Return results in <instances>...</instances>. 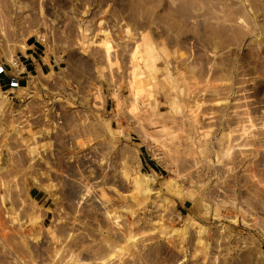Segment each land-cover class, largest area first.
<instances>
[{
	"label": "rangeland",
	"instance_id": "374dc122",
	"mask_svg": "<svg viewBox=\"0 0 264 264\" xmlns=\"http://www.w3.org/2000/svg\"><path fill=\"white\" fill-rule=\"evenodd\" d=\"M31 37L0 264H264V0H0V65Z\"/></svg>",
	"mask_w": 264,
	"mask_h": 264
},
{
	"label": "crops",
	"instance_id": "0c3cea01",
	"mask_svg": "<svg viewBox=\"0 0 264 264\" xmlns=\"http://www.w3.org/2000/svg\"><path fill=\"white\" fill-rule=\"evenodd\" d=\"M15 61L16 65H0V85L8 92L25 89L31 78L48 75L59 67L55 55L48 54L47 46L38 37L26 41ZM186 204L180 203V209L184 210Z\"/></svg>",
	"mask_w": 264,
	"mask_h": 264
},
{
	"label": "built area",
	"instance_id": "2783aa9c",
	"mask_svg": "<svg viewBox=\"0 0 264 264\" xmlns=\"http://www.w3.org/2000/svg\"><path fill=\"white\" fill-rule=\"evenodd\" d=\"M42 41L45 42V39H42ZM16 64H17V62L15 61V62H14V65H16Z\"/></svg>",
	"mask_w": 264,
	"mask_h": 264
},
{
	"label": "bare ground",
	"instance_id": "6f19581e",
	"mask_svg": "<svg viewBox=\"0 0 264 264\" xmlns=\"http://www.w3.org/2000/svg\"><path fill=\"white\" fill-rule=\"evenodd\" d=\"M19 21V20H18ZM21 21V20H20ZM18 25V24H17ZM2 220V219H1ZM2 224H3V222H2Z\"/></svg>",
	"mask_w": 264,
	"mask_h": 264
}]
</instances>
